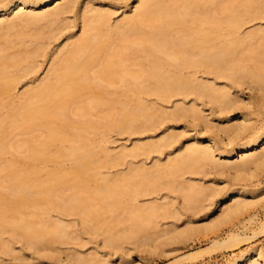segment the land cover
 Masks as SVG:
<instances>
[{"label":"bare ground","instance_id":"obj_1","mask_svg":"<svg viewBox=\"0 0 264 264\" xmlns=\"http://www.w3.org/2000/svg\"><path fill=\"white\" fill-rule=\"evenodd\" d=\"M111 1L110 8L86 1L80 13V33L69 35L54 50L43 75L39 78L34 75L28 79L30 84L17 92L19 81L40 65L38 57L44 55L48 42L44 38L56 34L61 28L58 23L61 16L73 11L78 0H0V155L22 151L29 160L53 165L43 176L34 165L8 170L16 166L13 160L0 161V180L6 191L2 204L10 210L0 214L3 252H14L10 237L3 236L8 232L28 247L39 246L47 256L55 255L60 264H97L92 257L76 251L57 252V243L70 233L65 216L77 214L86 231H98L93 219L106 210H117L116 216L122 214L119 221L125 225L114 230L112 220L109 225L108 219L102 220L106 225L101 230L102 239L107 244L118 246V239L131 237L140 238V244L175 238L182 231L175 229V225L162 227L164 222H159L171 211V198L166 200L164 194L162 198L166 201H159L161 195H152L163 186L179 191L182 202L193 211L196 207L191 203L197 201H205L207 210L215 204L219 211L214 216L220 221L243 214L250 204L246 194L254 187L246 183L251 179L225 189L190 182L180 175L185 171H208L209 165L218 173L226 171L242 181L264 165V126H257L246 112L234 111L248 107L250 99L241 101L240 97L235 99V94L232 98L229 91L232 86L227 89L223 84L217 85L221 76L232 77L236 83L255 82L254 88L264 97V51H257L251 44L245 52H249V58H255V64L234 62L236 66L228 68L236 58L239 43L264 38V27L239 35L243 23L264 16V0ZM129 4V12L121 9L122 16L114 22L110 20L113 8ZM124 61L135 67L116 76ZM116 77L121 82V92L132 90L135 100L115 105L104 93L95 95L89 91L99 88L112 92L107 86L115 83ZM145 95L166 100L174 95H193L196 100L206 97L214 103L215 110L225 111L224 123L217 127L220 130L217 135L204 138L203 134H197L179 142L165 162L133 166L129 161L127 164L132 166L118 172L117 177L116 173L115 176L101 173L103 165H115L126 156L135 157L171 145L174 136L165 133L158 139L129 147L122 145L112 152L105 142H100L105 134L100 141L91 134L105 133L108 128L144 130L164 117L200 116L197 112L201 108L196 103L185 107L176 102L173 111H166L152 100V103L144 100ZM104 103L109 110L99 118L81 119L91 108ZM36 128H41L43 134L13 138L17 130ZM35 140L37 144L33 143ZM65 140L69 141L67 147L61 144ZM233 156L236 158L231 160ZM65 157L71 159L64 170L67 192L58 198V173L62 174L60 166ZM117 178L124 182L118 183ZM90 182L94 184L91 186ZM150 194L148 201L143 199ZM140 196L146 201L141 202ZM166 204L171 207L168 212ZM177 213L175 209L173 215ZM186 222H192L191 218H186ZM186 229L187 225L182 230ZM249 236L230 234L227 239L213 243L231 247ZM23 243L22 249L26 248ZM228 264H264V248L249 247Z\"/></svg>","mask_w":264,"mask_h":264},{"label":"rangeland","instance_id":"obj_2","mask_svg":"<svg viewBox=\"0 0 264 264\" xmlns=\"http://www.w3.org/2000/svg\"><path fill=\"white\" fill-rule=\"evenodd\" d=\"M86 1L89 4L96 5L103 3V7L105 8H110L113 4L111 0H78V3L73 11L66 13L64 16H61L60 21L58 22L61 28L56 31V34L54 36L44 38V40L48 42L44 50V55L38 57L40 65L38 66L36 71H33L32 73L26 75L19 81L15 91H23L30 84V81L28 79H32L34 75H37L38 78L42 76L47 67V64L54 55V50L57 47H60L66 41L69 35H77L78 33H80V13ZM129 7L130 4L127 6L119 7L117 9L111 8L114 12L111 14L110 20L114 22L115 20L119 19L122 16L121 9H126V11L129 12ZM38 9L39 8H37L36 10ZM257 27H264V16L243 23L239 27V35H242L245 31L255 29ZM244 42L248 44L246 45L244 44ZM244 42H242L243 44L239 43L236 46L237 53L235 56L236 58L234 57L235 61L233 60V64L228 68H233L239 64H255V58L251 57V55L253 54L251 53V58H249V56L247 55L249 54V52H245L247 50L246 47L249 48L251 44V47H254L255 45L256 50L258 48L257 51H259L260 49L261 52L264 51V38L260 37L248 42L247 40H245ZM252 60H254V62ZM234 62H236V65L234 64ZM133 67L135 66L130 64L129 61H124V63H122V68L117 71L116 76L123 73L124 69ZM230 78L227 76H221L218 79L219 81L217 80V85L218 83L221 86L223 84V86H226L225 88L227 89L232 86L229 90L231 92L230 95L232 96V98H234L233 95L235 94V99L238 97L241 98V101L250 99L248 107L241 106L242 108L239 107L234 111L237 112V110H241L242 112H246L248 115H250V120L254 121L257 126H264V97H262V95L254 88L255 86L253 85H255V82H252V85L249 83V81H247V83L245 81L236 83L235 80H232V77ZM209 80H211V78H209ZM107 87L109 91L112 92L107 93L105 92V90L99 88H91V90L89 91H93L95 95L104 93L105 97L113 100V103L115 105H118V102H122L125 100L133 101L136 99V95L132 90L126 93L121 92V82L119 81L118 77H116L115 83L110 84ZM174 96L170 97L169 100H166L162 97H157L156 95H145L144 100H147V102H151L152 100L153 103H157V106L161 105V107L165 108L166 111H173L174 104L176 102H182L181 104H183L185 107L191 106L196 103L195 106L197 108H201L200 113L199 111L197 112L200 116H197L193 119L187 115H179L178 117H162L163 119H158L159 122L157 123V125H154V127L151 128H146L144 130L126 131L108 128L106 129L105 133L94 135L91 134V137L93 139L95 138L96 141H100V138L104 137L102 136V134H105V138L100 142H105V145L112 152L118 151L122 145H126L129 147L133 143H141L144 141L158 139L165 133H171L174 136L175 141L172 140L173 142L171 141V145H164L161 146L160 149L151 150L148 153H140L135 157L126 156L125 159L117 161L119 163H115V165H103L100 167L101 173H111L114 176L116 173L117 177L119 173L127 171L128 167L132 166L131 164L135 166V164H142L143 162L145 166H149L152 165L154 161L156 163L165 162L167 156H171L173 154V148L178 145L179 142L188 139L189 136L203 134V137L206 138L209 136L217 135V133L220 132L217 127L221 126L224 123L225 111L219 112L215 110L214 103L209 101L206 97H201L196 100L197 98H195L193 95ZM107 110H109V107L106 105V103L100 104L97 108H91L90 112L83 115L82 118H79L97 119L99 118L101 113ZM206 123H208V125L204 126ZM66 129L67 131L70 130L68 127ZM29 134L41 135L43 134V132L41 128L31 130H17L13 138L23 139L26 138ZM33 143L37 144V141L35 140L33 141ZM223 143L224 142L222 141V144ZM61 144L67 147L69 145V141L65 140L61 142ZM21 152L22 151L16 153L14 152V154H12L11 152L3 153L0 155V161L10 159L13 160L16 166H13L8 170L18 169L30 164L34 165L38 169L39 175L43 176L45 175L46 171H48L53 166L51 162H46L43 164L38 161L29 160L27 157L23 156ZM235 158L236 156H233L231 157V160ZM70 162L71 159L65 157L61 163L60 172H62V174L58 173V198H60L61 195L67 192L63 180L66 179L67 175L64 174V170L68 169V165ZM127 162L131 164L129 165L127 164ZM206 167L208 168V171H185L180 176L184 177L190 182H198L202 185H210L212 187L216 185L225 186V189L235 187L240 182L251 179V181H247L248 183H246V186H253L254 190L246 194V197L250 200V204L243 214H240L226 221H220V219H215L216 217L214 216L219 211L215 204H212V206L207 210V208H205L206 205H204L205 201H197L195 203H191L193 207H196V210L193 211L192 208L182 202L179 191L163 186V188H158L157 191L151 194L153 196H155L156 194L157 196L161 195L159 197L160 199H157L159 201H166L167 199H169L168 201H170L171 198V207L173 206L175 208L174 210H172L173 207H170L171 203L169 205L166 204L167 208L169 209L165 208V211L168 212L170 208L171 211L168 212L169 215H165L166 217L162 216L163 218H160L159 222H164L162 224V227H172V225H175V229L182 231L179 236L175 238L173 237L170 240H160V242L157 241L156 244L155 241L152 240H146L144 241L145 243L140 244L139 241L141 240H139V237H137L139 239H136V237H131L128 239L122 238L121 240L118 239L120 241L117 240L116 243L118 246H113L103 241L101 230L104 229L106 225H109V222L111 224V220L113 221L112 226L114 230L118 227L119 228L117 230H120L123 226H125L123 222L119 221V218H121L123 215L120 214L121 216H116L118 214L117 210H106L102 215L93 219V222L95 221L94 224H96L95 226H97L98 224V231H96L97 229H95V231L90 232L89 230L86 231L85 228H83L79 221V216L77 214H72L63 218L64 220H66V222L70 223L69 227L67 228L68 231L70 230V233L68 232L61 239H58L57 252L60 251L61 254H65L76 251L79 252L80 255H83L85 257H92V260H96L98 262L97 264H118L119 261V264H228L237 254L249 247L264 248V165L256 168L255 175L251 176L250 178L246 177V179L242 181L237 178H233L231 173L229 172L223 171L222 173H218L209 165ZM1 172L4 171L2 170ZM163 176L164 178L168 177H165V175ZM117 179L118 183L124 182L123 180H119L120 178ZM0 182V214H5L9 213L10 210H7V208L2 204V198L5 196L6 191L3 187V181L0 180ZM93 184L94 182H90L91 186ZM151 194L149 196H143L144 198L140 196V201H146L148 197L152 196ZM164 194H167L165 198L166 200L162 198V195L165 196ZM142 198L146 200H143ZM202 205H204V207ZM175 209L179 214L177 213V215H173V211L175 213ZM186 218H191L192 222H186ZM104 219L105 221L108 219L106 225L105 221H102ZM186 225L187 229L185 231L182 230L183 228L185 229ZM230 234H237V236L240 237H247L250 235L251 237L249 236L248 239L239 241L236 245L233 243L231 247L219 243L217 244L218 246L214 245L213 241H222V238L227 239L228 235L230 236ZM3 236L5 238L10 237L9 240L14 247V252L6 253L0 250V260L2 264H60L55 255L53 257L47 256L41 249H39V246L28 247L23 243L22 240H17L14 236H9L8 232H4ZM134 239H136L137 241ZM22 243L26 248H21ZM50 246L51 245H49V247L47 246V248L52 250L53 248H50ZM53 246L54 245H52V247ZM204 248H206V250ZM67 264H69V262Z\"/></svg>","mask_w":264,"mask_h":264}]
</instances>
